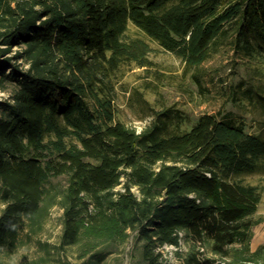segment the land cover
Listing matches in <instances>:
<instances>
[{
	"label": "trees",
	"instance_id": "1",
	"mask_svg": "<svg viewBox=\"0 0 264 264\" xmlns=\"http://www.w3.org/2000/svg\"><path fill=\"white\" fill-rule=\"evenodd\" d=\"M146 36L188 68L230 48L260 72L264 0H0V264L54 206L78 264H264L263 190L243 180L264 173V136L229 114L177 132L171 108L141 131L116 120L119 71L153 64ZM261 91L245 94L264 106Z\"/></svg>",
	"mask_w": 264,
	"mask_h": 264
},
{
	"label": "rangeland",
	"instance_id": "2",
	"mask_svg": "<svg viewBox=\"0 0 264 264\" xmlns=\"http://www.w3.org/2000/svg\"><path fill=\"white\" fill-rule=\"evenodd\" d=\"M129 29L130 35L142 34L133 23ZM147 38L152 45L149 57L153 64L139 67L133 63L119 71L114 100L117 121L121 120L141 131L158 113L171 108L180 113V117L168 124L171 131L189 130L200 116L214 113L229 114L243 123L247 131L264 136V106L259 100H252L245 94L249 87L261 88L264 94V62L259 64L262 70L258 72V62L244 59L233 49L221 48L202 65L188 68L179 56ZM13 91L12 82H0V101L11 98ZM243 180L261 186L263 197L255 217H264V173H250ZM3 207L0 203V212ZM61 215L62 209L54 206L44 227L31 236L27 235V230H23L20 246L10 255H2L3 258L12 264L80 263L76 258L77 248L63 250L56 247L62 233ZM262 245L264 222L254 227L252 237L253 249ZM174 251V248H166L165 254L175 259ZM128 262V256L113 254L102 264Z\"/></svg>",
	"mask_w": 264,
	"mask_h": 264
},
{
	"label": "built area",
	"instance_id": "3",
	"mask_svg": "<svg viewBox=\"0 0 264 264\" xmlns=\"http://www.w3.org/2000/svg\"><path fill=\"white\" fill-rule=\"evenodd\" d=\"M180 234H181V236H183V231H180ZM181 241V243H182V245H184V241H182V239L180 240ZM164 248L166 249V248H174L175 250L176 249H178L175 245H172V244H166L165 246H164Z\"/></svg>",
	"mask_w": 264,
	"mask_h": 264
}]
</instances>
